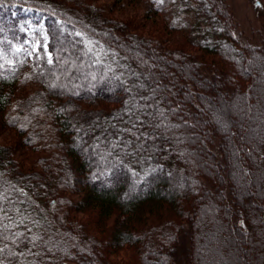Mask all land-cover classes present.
Instances as JSON below:
<instances>
[{"label": "trees", "instance_id": "obj_1", "mask_svg": "<svg viewBox=\"0 0 264 264\" xmlns=\"http://www.w3.org/2000/svg\"><path fill=\"white\" fill-rule=\"evenodd\" d=\"M248 1L263 32L264 0ZM27 11L46 33L30 53ZM259 57L224 0H0V264H176L181 232L232 209L233 159L246 180L264 166ZM214 84L244 121L216 104L228 126L193 133ZM259 182L243 204L264 247Z\"/></svg>", "mask_w": 264, "mask_h": 264}, {"label": "rangeland", "instance_id": "obj_2", "mask_svg": "<svg viewBox=\"0 0 264 264\" xmlns=\"http://www.w3.org/2000/svg\"><path fill=\"white\" fill-rule=\"evenodd\" d=\"M159 1V0H154ZM226 4L228 5V10L231 15V19L235 25V28L237 32L242 36L245 42L248 44H258L261 43L264 45V31L260 32L259 28V22L257 18L255 17V12L253 11L252 5L248 0H224ZM169 8L165 10L166 16L169 14ZM29 11H27L28 13ZM27 26L28 31L31 33V38L27 40L25 43V46L22 48L26 52H35L37 50L38 46V40L34 39L33 33L35 30H37L40 34L44 42L46 41V33L44 31V27L41 23L34 24L33 23V17L32 13L29 12L27 14ZM61 40L65 41L66 37L61 36ZM80 39H78L76 42H79ZM83 42V41H82ZM257 63L255 65L256 71L259 73L257 74L256 71H254L253 74L258 76L260 78V82H258V85L261 86V96L258 95L257 98H254L258 103L256 106L259 107V105H262L261 107H264V58L259 57V59L256 61ZM257 65V66H256ZM258 67V68H257ZM259 69V70H257ZM171 70L172 67L164 65L163 67L158 66V70H154L155 72H158V83L159 82H166L171 77ZM262 70V71H261ZM164 75H163V73ZM257 77V78H258ZM215 82V79L212 81ZM194 83V82H193ZM195 85V84H194ZM196 86V85H195ZM211 89L207 88L204 90V94H207L206 96H196V100H198L199 106H200V121L198 124L194 123V126H189L188 128L193 133H197L198 131L202 129H212L213 128V120L216 117V120H218V124H220V127L226 128L228 124L222 120L219 115H216L214 119L212 120L210 117L211 111H215L217 108L219 110L228 109L230 110V114L232 115V118L234 119V122L231 126L233 127H239L241 123H243V119L246 115V104L245 102L236 101L234 102L233 106H229L226 102L227 91L222 92V87L217 88L216 85H211ZM196 91L198 90L197 87H195ZM219 91H221L222 95H219ZM207 92V93H206ZM209 95V97H208ZM183 96V93H182ZM177 104L174 102V105ZM191 104V101L189 103L187 102L186 105ZM216 104L218 105L216 108ZM254 107H252L253 109ZM182 120L184 118L188 120L189 117H187L185 114L181 116ZM196 117V115H195ZM255 127L253 126L250 128V131L253 132V129ZM264 129H262V132ZM254 133V132H253ZM260 133V132H259ZM258 133V134H259ZM202 136V135H201ZM261 136V135H258ZM204 137V141L208 140L207 134ZM262 138V137H261ZM196 140V139H195ZM202 152L201 157L202 159L206 158L207 155L203 154ZM205 160V159H204ZM208 160V159H207ZM209 161V160H208ZM239 158L237 160L232 161L231 166L229 168L228 172V181L227 185L229 186V180L232 181V188L234 193L236 194L235 199L229 194L232 192V188L228 192V190H224L225 197L227 198V204L231 206V210H224L222 207V204L216 207V211L213 216L208 215L207 213L203 218L201 217V224L195 231V235L189 236V233H184L179 235L183 236V244L179 245L177 244L175 246L176 248V264H186V261L189 259V253H198V259H194L193 255L192 258L194 261L198 260V264H258L259 258L264 259V247H260L261 239H263V236L260 231H258V226L250 227L251 223H249L248 226L245 225V222L247 220L246 217V211H248V205L244 206V201L247 199H252V195L254 193L255 189H252L251 183L259 182L261 185H264V178L262 177V174L264 173V166L260 167H254L253 173H250V179L246 180V176H242L245 173H243V170L240 169ZM237 165L236 167L234 165ZM241 173L242 175H238ZM259 179V181H258ZM251 182V183H249ZM254 183V184H255ZM253 192V193H251ZM224 196V195H223ZM235 200V201H233ZM235 202V203H233ZM216 203H218V199H216ZM252 210L255 212V206H251ZM237 208L239 210H237ZM234 210H237V216H233ZM224 215V216H223ZM226 216V218H225ZM213 218V222H211V219ZM217 222L215 227L213 226V223ZM221 225V226H220ZM237 225V226H236ZM218 227L219 229H217ZM221 227V228H220ZM202 231V233H201ZM199 233V234H198ZM259 234V235H258ZM260 236V237H259ZM195 238V239H194ZM196 264V263H195Z\"/></svg>", "mask_w": 264, "mask_h": 264}]
</instances>
